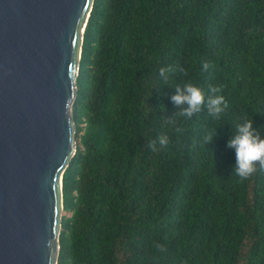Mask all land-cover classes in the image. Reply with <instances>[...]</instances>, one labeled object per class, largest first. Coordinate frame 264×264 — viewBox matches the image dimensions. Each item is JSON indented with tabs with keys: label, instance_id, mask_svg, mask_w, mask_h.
I'll return each mask as SVG.
<instances>
[{
	"label": "trees",
	"instance_id": "16d2710c",
	"mask_svg": "<svg viewBox=\"0 0 264 264\" xmlns=\"http://www.w3.org/2000/svg\"><path fill=\"white\" fill-rule=\"evenodd\" d=\"M185 83L228 108L170 123ZM75 84L57 264H264V171L227 147L242 119L264 136V0H93Z\"/></svg>",
	"mask_w": 264,
	"mask_h": 264
},
{
	"label": "water",
	"instance_id": "95a60500",
	"mask_svg": "<svg viewBox=\"0 0 264 264\" xmlns=\"http://www.w3.org/2000/svg\"><path fill=\"white\" fill-rule=\"evenodd\" d=\"M93 0H0V264H57Z\"/></svg>",
	"mask_w": 264,
	"mask_h": 264
},
{
	"label": "clouds",
	"instance_id": "9594fccd",
	"mask_svg": "<svg viewBox=\"0 0 264 264\" xmlns=\"http://www.w3.org/2000/svg\"><path fill=\"white\" fill-rule=\"evenodd\" d=\"M213 65L209 61L202 62L204 71H211ZM181 71L176 66L169 65L159 69L160 78L164 81L171 79L176 72ZM222 86H212L208 89L207 95L204 90L192 83H185L183 86L175 87V95L171 97L177 111L171 116L170 123H175L177 117L191 119L194 113L201 111L202 107L206 108L207 115L213 119H218L228 108L226 98L221 95ZM216 128L208 130L201 138V143L210 144L216 137ZM177 132H181L179 127ZM169 143L166 134L158 135L149 142V148L156 152L160 148L167 147ZM159 146V147H158ZM227 147L235 150V164L232 175L239 178L240 182L249 179L258 169L264 171V136L261 130L253 128L252 119H242L235 125V133L230 136ZM163 250L162 245H157ZM181 264H187L181 261Z\"/></svg>",
	"mask_w": 264,
	"mask_h": 264
},
{
	"label": "built area",
	"instance_id": "2783aa9c",
	"mask_svg": "<svg viewBox=\"0 0 264 264\" xmlns=\"http://www.w3.org/2000/svg\"><path fill=\"white\" fill-rule=\"evenodd\" d=\"M74 141H75V138H74ZM75 150H76V141H75Z\"/></svg>",
	"mask_w": 264,
	"mask_h": 264
},
{
	"label": "rangeland",
	"instance_id": "374dc122",
	"mask_svg": "<svg viewBox=\"0 0 264 264\" xmlns=\"http://www.w3.org/2000/svg\"><path fill=\"white\" fill-rule=\"evenodd\" d=\"M64 215L63 211L61 212V216Z\"/></svg>",
	"mask_w": 264,
	"mask_h": 264
}]
</instances>
